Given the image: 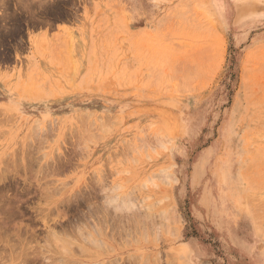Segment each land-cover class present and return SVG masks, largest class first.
<instances>
[{"label":"rangeland","instance_id":"rangeland-1","mask_svg":"<svg viewBox=\"0 0 264 264\" xmlns=\"http://www.w3.org/2000/svg\"><path fill=\"white\" fill-rule=\"evenodd\" d=\"M0 192V264H264V0H0Z\"/></svg>","mask_w":264,"mask_h":264},{"label":"bare ground","instance_id":"bare-ground-1","mask_svg":"<svg viewBox=\"0 0 264 264\" xmlns=\"http://www.w3.org/2000/svg\"><path fill=\"white\" fill-rule=\"evenodd\" d=\"M168 178H169V177H168ZM0 193H1V192H0ZM2 194H3V192H2ZM13 194H14V193H13ZM46 195H47V194H46ZM14 196H15V195H14ZM47 196H48V195H47ZM49 197H50V196H49ZM108 197H109V196H108ZM2 198H3V197H1V199H2ZM6 198H7V197H6ZM117 198H118V196L116 195V197L114 196V197L109 198V199H110V201L113 202V203H114V202H119V201H120V202L125 201V200H122V198H121V199H117ZM119 198H120V197H119ZM13 199H14V197H13ZM15 199H16V198H15ZM17 199H18V198H17ZM109 199H108V200H109ZM4 200H5V199H4ZM18 200H19V199H18ZM110 201H109V202H110ZM5 202H6V201H5ZM109 202H107V203H109ZM120 202H119V203H120ZM10 203H11V201H10ZM14 203H15V202H14ZM16 203H17V201H16ZM119 203H117L118 206H119ZM123 203H124V202H123ZM8 204H9V203H8ZM8 204H7V205H8ZM117 204H116V206H117ZM129 204H130V202H129ZM5 205H6V203H5ZM5 205H4V206H5ZM114 205H115V204H114ZM126 205H127V204H126ZM123 206H124V205H123ZM144 209H145V208H144ZM169 209H170V208H169ZM169 209L167 208V210H169ZM170 210H171V209H170ZM170 210H169V211H170ZM173 212H174V210H173ZM10 213H11V212H10ZM141 213H142V212H141ZM7 214H8V213H7ZM89 214H90V213H89ZM14 215H15V214H14ZM86 215H87V214H86ZM89 216H90V215H89ZM105 216H106V215H105ZM9 217H10V216H9ZM9 217H8V218H9ZM14 217H15V216H14ZM81 217H82V215H81ZM115 217H116V216H115ZM153 217H154V216H153ZM176 217H177V216H176ZM78 218H79V217H78ZM102 218H103V217H102ZM106 218H107V217H106ZM85 219H86V218H85ZM112 219H113V218H112ZM128 219H129V218H128ZM153 219H154V218H153ZM158 219H159V218H158ZM158 219H156V220H158ZM83 220H84V219H83ZM107 220H108V219H107ZM129 220H131V219H129ZM154 220H155V219H154ZM104 221H105V220H104ZM173 221H174V220H173ZM145 222H146V221H145ZM150 222H151V220H150ZM115 223H116V222H115ZM70 224H71V223H70ZM151 224H152V223H151ZM158 224H160V222H159ZM153 225H155V224H153ZM153 228H154V227H153ZM155 228H157V227H155ZM157 229H159V228H157ZM19 230H20V229H19ZM154 231H155V230H154ZM66 242H67V241H66ZM64 243H65V242H64ZM69 244H70V243H69ZM62 245H63V244H62ZM64 245H65V244H64ZM66 245H67V244H66ZM67 246H68V245H67ZM66 249H67V248H66ZM69 255L71 256V254H69Z\"/></svg>","mask_w":264,"mask_h":264}]
</instances>
